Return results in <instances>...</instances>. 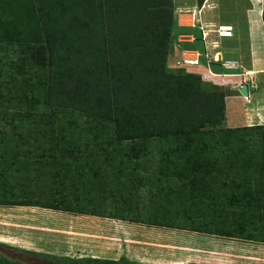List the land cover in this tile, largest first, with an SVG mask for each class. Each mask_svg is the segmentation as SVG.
I'll return each instance as SVG.
<instances>
[{
  "label": "trees",
  "instance_id": "trees-1",
  "mask_svg": "<svg viewBox=\"0 0 264 264\" xmlns=\"http://www.w3.org/2000/svg\"><path fill=\"white\" fill-rule=\"evenodd\" d=\"M172 24V0H0V50L21 48L0 80V206L264 242V124L223 126L235 90L168 66ZM34 176L63 185L16 193Z\"/></svg>",
  "mask_w": 264,
  "mask_h": 264
},
{
  "label": "rangeland",
  "instance_id": "rangeland-1",
  "mask_svg": "<svg viewBox=\"0 0 264 264\" xmlns=\"http://www.w3.org/2000/svg\"><path fill=\"white\" fill-rule=\"evenodd\" d=\"M217 1L220 2L219 8H221L223 17H219V21L224 20L228 15L238 18L240 13L235 9L239 0ZM253 3L250 28L255 31H259L261 28L264 30V0H253ZM148 11L151 13L150 10ZM242 13L245 14V10ZM13 17V15L8 16L9 19ZM244 19L242 25L245 26L247 17L245 16ZM214 27L217 28L216 25ZM214 33L215 35L212 34L211 38L215 39L218 36L216 32ZM181 34H184L181 39L196 40L195 42L200 45L201 38H198L197 31L194 33L184 31ZM262 38L264 40V32ZM19 51H21L20 47L10 45L9 48L0 50V57L9 54L10 58L16 60L17 56L21 55ZM20 60L21 58L18 59L19 63ZM1 61L3 63L5 61L6 73L0 77V80L5 82L8 79V74L11 72L17 74V70L15 66L9 65V61H11L9 57H5ZM198 61V58L182 60L183 64ZM234 65L232 66L234 67ZM237 65L239 67L240 64ZM256 68L258 72L264 73L260 71L262 68L260 64H257ZM184 69L187 71L186 68ZM205 77L216 82H220L221 78L220 75L213 72H209ZM256 82L258 83L259 80ZM261 82H264V79ZM259 92L262 96L260 102L263 103L264 86L259 89ZM245 97L247 98V96ZM245 101L246 99L239 100L242 110H246L248 107L254 109L255 99L252 102ZM225 115L223 126H228V123L231 124L232 121L229 122L230 117L227 116V111H225ZM243 121L252 123V120ZM252 133L253 130L249 133L251 137ZM254 133L252 139L256 141V135L259 133ZM152 152L151 156L140 159L142 166L137 169L140 175L157 171L153 167L159 159V152L157 149ZM230 173L234 175L237 172L233 169ZM50 180L49 176H34L32 180H21V183L15 184L16 193L24 190V193L29 195L28 190L36 191L40 187L49 185L55 190L63 185L55 183V180ZM178 182L176 178L173 179V186L176 187ZM65 183L70 184L69 181H65ZM146 189V187L139 189L137 205L147 204L150 201L148 198L150 193H147ZM99 202L101 201L95 196L94 202L88 205L90 208H94L93 204ZM175 207L181 208L178 204ZM38 252L44 253V255L37 254ZM45 254L49 257H46ZM121 257L127 259L126 261L121 260V263L124 264H180L187 261H201L210 264H264V242L208 235L187 229L131 223L109 217L75 215L38 206H0V263L8 259L19 264H89L78 262L76 259L100 258L117 261Z\"/></svg>",
  "mask_w": 264,
  "mask_h": 264
},
{
  "label": "crops",
  "instance_id": "crops-1",
  "mask_svg": "<svg viewBox=\"0 0 264 264\" xmlns=\"http://www.w3.org/2000/svg\"><path fill=\"white\" fill-rule=\"evenodd\" d=\"M220 6L217 0H205L202 5L198 0H172V49L168 56V66L172 69L183 67L187 71L198 72L204 79H207L205 76H208L209 72H213L221 76V82L230 84L235 91L226 96L227 116L230 117L229 122L232 121L231 124L228 123V126L264 124V121L261 122L264 120V102H260L262 96L259 92V89L264 86V82H261L264 79V73L256 70V65L260 64L262 67L260 71L264 72V40L262 38L264 30L261 28L255 31L250 28L253 0L238 1L239 7L236 6L235 10H238L240 14L237 19L228 15L227 18L219 21V17H222ZM244 10L245 14L242 13ZM245 16L247 23L244 26L242 24ZM219 24L232 25V36L219 37L216 33L218 37L211 38V35H215L214 32H216L214 26ZM184 31L188 33L197 31L198 38H201L200 45L195 42L196 40L181 39L184 35L181 33ZM186 58H198L199 61L183 64L182 60ZM234 64H236L235 67L232 66ZM237 64H240L239 67ZM256 80L259 82L257 83ZM242 84L248 85L247 98L234 88ZM240 99H246L245 102H252L255 99L254 109L248 107L242 110L239 105ZM243 120H252V123H244Z\"/></svg>",
  "mask_w": 264,
  "mask_h": 264
},
{
  "label": "built area",
  "instance_id": "built-area-1",
  "mask_svg": "<svg viewBox=\"0 0 264 264\" xmlns=\"http://www.w3.org/2000/svg\"><path fill=\"white\" fill-rule=\"evenodd\" d=\"M215 31L219 37H230L233 34V27L229 24H219Z\"/></svg>",
  "mask_w": 264,
  "mask_h": 264
},
{
  "label": "water",
  "instance_id": "water-1",
  "mask_svg": "<svg viewBox=\"0 0 264 264\" xmlns=\"http://www.w3.org/2000/svg\"><path fill=\"white\" fill-rule=\"evenodd\" d=\"M234 88H236L242 95L244 96L248 95V85L247 84L236 85Z\"/></svg>",
  "mask_w": 264,
  "mask_h": 264
},
{
  "label": "flooded vegetation",
  "instance_id": "flooded-vegetation-1",
  "mask_svg": "<svg viewBox=\"0 0 264 264\" xmlns=\"http://www.w3.org/2000/svg\"><path fill=\"white\" fill-rule=\"evenodd\" d=\"M121 260L122 258H119L117 259V261H119L118 264H124L123 262L121 263ZM124 261V260H122ZM144 264H150V263H144ZM180 264H210V263H207V262H201V261H187V262H183V263H180Z\"/></svg>",
  "mask_w": 264,
  "mask_h": 264
},
{
  "label": "bare ground",
  "instance_id": "bare-ground-1",
  "mask_svg": "<svg viewBox=\"0 0 264 264\" xmlns=\"http://www.w3.org/2000/svg\"><path fill=\"white\" fill-rule=\"evenodd\" d=\"M236 65H234V67H235Z\"/></svg>",
  "mask_w": 264,
  "mask_h": 264
}]
</instances>
